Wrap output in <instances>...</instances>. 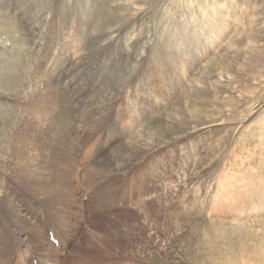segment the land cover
Segmentation results:
<instances>
[{
	"label": "rangeland",
	"instance_id": "obj_1",
	"mask_svg": "<svg viewBox=\"0 0 264 264\" xmlns=\"http://www.w3.org/2000/svg\"><path fill=\"white\" fill-rule=\"evenodd\" d=\"M45 1H40L37 11L45 5ZM47 1L50 12L42 16L38 12H30L35 11L33 5L36 0H7L8 9L0 10V45H17L15 44L17 38H19L18 45L21 42L20 46L24 44V41L28 42L27 47L22 46L23 49H19L23 50L24 59L29 48L32 47L35 52L40 51L38 44L41 38L52 34L56 37L61 29L72 30L79 25V29L90 34L89 16L82 14L84 7L91 3V0H71L73 4L69 7H66L64 0ZM93 1L97 8V1ZM118 4H121L122 9L120 8L112 17L104 15L106 13L104 10V12L96 10L95 15L98 20L102 19V23L105 24H102L103 30L95 35L92 34L93 39L89 43L87 53L108 55L106 57L107 67L112 70V67L118 66L122 75H127V80L136 75L139 65H144V69H139L138 72L143 75L142 79L149 78L154 84L160 83L157 94L153 88L148 91L147 95L144 94L145 85L138 89L135 87L133 89L131 86L116 103L120 105L124 102L128 105L140 103L142 106L140 113H143V117L136 116L130 119V122L134 121V133L143 128L148 120L154 118L144 133L155 134L154 131H156L155 137L164 143H183L191 156V158L188 155L185 156L186 152H183L184 156L175 161L174 156L169 153L171 152L168 150L170 147L164 149L162 145L165 151L150 154L152 158L144 157L134 170L147 168L142 172L150 171L147 162L156 159V156L158 163H164L167 172L169 171L168 174L172 175L176 167L188 164L187 175L196 179L193 184L183 186L185 189L181 190L182 198L178 201H185L190 209L180 204V210L174 213L180 214L177 218L180 223L175 229L176 235L170 236L169 234L167 238L164 236L162 240L164 239L165 242H160V246L155 247L151 244L143 253L135 254L133 263L264 264V0H138L137 4L133 2L130 8L125 5L123 7V4L129 5L130 3H120L119 0H115L111 6L116 7L115 5ZM195 6L199 10L202 8L211 12L219 10L224 16L220 18V13L215 12L203 15L202 9L198 13L194 11V16L202 18L210 16L211 20H208L206 25L198 22L200 24L193 32V30H188L191 25H183L182 15L188 16L189 12L191 13L189 9ZM124 16L133 17L132 23L138 26V30L142 29L143 34H150V45L147 47L150 53L145 62H140L141 59L125 49L128 39L127 32L131 25L124 28L122 33L117 32L113 35L116 41L120 39L117 45L111 46L109 38L106 41L103 38L99 39L108 33V26L116 27L115 20ZM107 17L108 22L104 19ZM40 21L42 22L39 26L41 33H37L38 31L32 33L33 26ZM170 36L176 39L173 43L171 41L173 38ZM186 36L190 41L185 39ZM204 40L207 45H203ZM167 42H170L168 48L165 46ZM177 42L183 44L179 45ZM180 47L186 48L189 55H185L184 51L179 52ZM16 55L5 54L3 59L6 64L9 63V66H3L0 70L10 74V77L3 82L4 89L2 87L0 89V105H2L0 106V127L10 126L12 119L7 113L12 115L11 103L23 84L21 74L13 72L11 75L10 73L11 67L19 62ZM194 56L199 59H195ZM179 62L187 66L188 75L180 69ZM136 65L137 67L134 68ZM130 70L134 71L132 78L128 75ZM108 79V86L112 89L120 90V92L127 89L126 86H120L122 79L118 75H110ZM178 80L179 85H177ZM62 81L64 84L67 78ZM66 86V90L71 91L70 96L74 95L70 97V100L73 98L77 100L75 90L68 81ZM130 97L135 99V103ZM74 100L72 101L76 121L70 128L73 133H65L64 137L71 138L75 142L71 141L70 144L66 142L68 140L60 141L61 146L49 151L51 154L48 160L59 158L60 166L66 170L73 165L74 167L81 166L77 183L88 180L105 182L106 179L102 180L105 174L94 166L93 161L85 157L86 150L90 149L89 141L85 138L89 133L85 130V121L80 114V104H77L79 100L76 102ZM152 100H157L160 105L156 107ZM218 104L224 111L222 115H218L213 109ZM80 137L84 140H79ZM1 139L0 150L3 145ZM65 144L70 145L67 148L62 147ZM195 149L197 151H193ZM64 155H69V161L62 158ZM82 170L87 175H84ZM153 171L155 174L154 168ZM121 178L127 180L128 176L121 174L116 177V180H121ZM138 178L139 176L134 174L130 182L139 184L136 182ZM223 179L233 180L234 185L230 191L224 190L220 185ZM3 180L7 183V179ZM149 181L151 182L149 185H152V180ZM226 196H228L225 202L227 205L222 201ZM218 198L221 201L215 204ZM133 199L134 207L132 208L134 213H137V209H140L142 205L137 201L141 202V199L135 195ZM157 209L159 212L161 208ZM164 211V214L173 213L169 209ZM170 238L171 243H166ZM77 246V249H80V246ZM138 247L136 243V248ZM87 250L94 255H105L108 252L100 247H91ZM102 261L94 263H104Z\"/></svg>",
	"mask_w": 264,
	"mask_h": 264
},
{
	"label": "bare ground",
	"instance_id": "obj_2",
	"mask_svg": "<svg viewBox=\"0 0 264 264\" xmlns=\"http://www.w3.org/2000/svg\"><path fill=\"white\" fill-rule=\"evenodd\" d=\"M40 1L36 0L33 5L35 11L30 12H38L42 16L48 15L50 7H48L47 0L45 5L42 3L44 6L37 11ZM95 1L98 3L97 8L94 6L95 2L91 0V3L84 7L82 14L89 16L90 34L79 29V25L72 30L61 29L56 37L52 34L41 38L38 44L40 51L35 52L31 47L24 59L23 50L19 49L27 47L28 42L24 41L22 47L20 46L21 42L18 45L19 38H17V42L15 41L17 45H0V70L9 64L4 62L5 54L12 56L17 54L16 58L19 62L11 67L10 73L11 75L13 72L21 74L23 80L18 95L13 98L11 103L13 113L12 115L7 113L12 119L11 124L0 127V137L2 138L0 139L3 141L0 150V264H95L94 262L102 260L104 263L101 264H134L135 254L143 253L151 244H154L155 247L160 246V242H165L164 239L162 240L164 236L167 238L169 234L170 236L176 235L175 229L180 223L177 218L180 214L174 213L180 210V204L183 207L186 205L185 201H178L179 198H182L181 190L185 189L183 186L191 185L196 181L187 175L188 164H184L182 167L179 165L180 167H176V169L173 167L175 171L170 175L166 166L163 165L164 163H158L156 156V159H149L151 161L147 162L150 171L143 173L142 170L145 168L134 170L144 157L165 151L162 145L164 149L170 147L168 150L171 152L169 153L174 156L175 161L184 156L183 152H186L185 156H190V151L183 143L168 144L158 140L155 137L156 131H154L155 134L144 133L154 118L148 120L143 128L134 133V121L130 122V119L136 118V116L143 117V113H140L142 106L140 103L136 104L132 97L130 99L134 100L135 104L133 105H128L125 102L120 105L116 103L117 100L127 93L131 86L133 89L134 87L138 89L145 85L147 89H143L144 94L147 95L152 88L157 94L160 83L154 84L149 78L142 79L143 75L138 72L139 69H144L142 64L138 66L137 71L135 70L136 75L133 78L131 76L134 71H128L129 78L132 79L127 80V75H122L118 66L112 67V70L107 67L106 57L108 55L87 53L89 43L93 39L92 34L95 35L98 31L103 30L102 24H105L102 23V19L98 20L95 15L96 10L106 11L104 15L112 17L121 8V4L115 5L116 7L111 6L115 0ZM119 1L120 3H130L129 5L123 4V7L125 5L130 8L132 3L137 4L138 0ZM64 3H66V7L73 4L71 0H64ZM206 3L208 4V2ZM7 6V0H0V10H5ZM189 10L191 13L189 12L188 16L182 15L184 17L183 25H191L190 28L187 27L188 30L194 32L197 29L196 26L200 24L198 22L206 25L208 20H211L210 16L206 18L194 16V11L197 13L200 11L196 6ZM202 10L203 15H207L208 12L220 13L219 10L217 12ZM220 16L222 18L224 14L220 13ZM104 19L108 22L109 18ZM132 19L133 17L124 16L115 20L116 27L108 26V33H104L105 35L99 39L103 38L106 41L109 38L111 46L117 45L120 39L116 41L113 35L117 32L122 33L124 28L131 25L127 32L128 39L125 49L141 59L140 62H145L150 53L147 47L150 45L151 37L148 33L143 34L142 29L138 30V26L132 23ZM41 23L40 21L33 26L32 33L36 31L41 33L39 28ZM188 36L185 39L190 41ZM170 37L173 38L171 40L173 43L176 39L174 36ZM205 43L206 41L203 42V45H207ZM167 44L165 46L168 48L170 42ZM177 44L182 45L183 43L177 42ZM197 49L199 51V48ZM178 51H184L185 55H189V51L184 47H180ZM182 55L184 54L182 53ZM194 62L196 63V61ZM179 64L183 73L188 75L187 66L181 62ZM224 65L226 64L224 63ZM136 67L137 65L134 68ZM183 67L186 68L183 69ZM2 71H0V89L1 87L4 89L3 82L10 77L8 72ZM110 75H118L122 79L120 86H126L127 89L120 92V90L109 87L108 78ZM64 78H67L75 90V98L79 100L77 104H80V114L85 121V130L89 133L85 138L89 141L90 149L86 150L85 157L91 162L93 161L94 166L102 174H105V178H102V180L106 179L105 182L88 180L77 183L81 166L74 167L73 165L69 170H66L60 166L59 158L48 160V156L51 154L49 151L61 146L60 141L75 142L71 138L64 137L65 133H73L70 128L76 121L72 101L74 98L70 100V97L74 95L70 96L71 91L66 90L67 81L63 84L62 79ZM18 79L20 80V78ZM177 85H179V80ZM152 101L156 107L160 105L157 100ZM213 109L218 115H222L223 109H220L219 104L215 105ZM79 124L81 125L80 122ZM79 140L84 139L80 137ZM70 144H65L62 147L67 148ZM62 158L68 161L70 159L69 155H64ZM88 168L90 169V167ZM82 172L87 175L84 170ZM121 174H127L128 179L116 180V177ZM132 174L139 176L136 180L139 184L130 182L133 180ZM2 177L7 179V183ZM149 180H152V185H149L151 183ZM220 183L223 189L228 191L234 185L231 179H223ZM134 195L141 199V202L137 201V203L142 204L140 209H137V213H134L132 208L134 207ZM226 198L228 196L223 197L225 200L222 201L227 205ZM220 201L218 198L215 204ZM157 208H161L159 212H157ZM165 209H169L173 213L164 214ZM186 209L190 208L186 205ZM51 234L58 241V245L51 242ZM171 241L170 238L166 243H171ZM136 243L139 245L138 248H136ZM77 245L80 246V249H77ZM91 247H100L108 252L105 255L100 253V255H94L87 250Z\"/></svg>",
	"mask_w": 264,
	"mask_h": 264
}]
</instances>
